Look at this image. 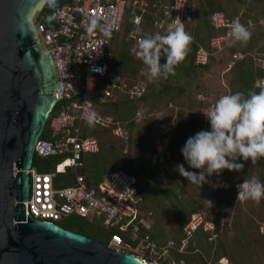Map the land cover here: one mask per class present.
<instances>
[{"label":"built area","instance_id":"built-area-1","mask_svg":"<svg viewBox=\"0 0 264 264\" xmlns=\"http://www.w3.org/2000/svg\"><path fill=\"white\" fill-rule=\"evenodd\" d=\"M127 8L136 11L132 16L135 25L140 24L144 15H149L153 25L165 32L177 16L182 22L192 19L188 0H69L54 6L46 14L41 10L34 15L39 43L53 59L58 84L56 105L45 125L48 137H42L44 127L35 143L34 155L65 156L52 170L39 171L33 164L26 170L30 177V192L23 203L28 215L39 220L57 223L70 216L96 220L106 231L104 244L108 248L140 256L149 264H163V261L174 264L172 253L184 252L188 239L182 238L179 247L172 239L158 242L140 235L141 228H149V223L146 215L138 214L142 196L132 174L120 168L114 169L93 184L78 171L83 154L96 153L99 149L94 137L82 136L83 123L88 127H111L114 135L124 139L128 135L121 121L95 110L89 98L90 84L104 78L100 102L112 97L113 90L125 93L129 99L140 98L145 92V87L140 84H128L125 79L108 74L113 59L111 41L121 30ZM92 17L110 32L109 36H105L99 27L92 32L87 30V21ZM209 19L216 30L209 39L212 52L198 45L194 54L196 65L206 64L211 54L220 52L231 42L229 31L233 20L221 10H213ZM243 24L249 28L256 25L264 28V17L257 20L249 17ZM247 56L264 71V49L238 51L232 55L234 60ZM96 69H103V72ZM254 86L264 89V75L255 78ZM225 94L228 93L222 95ZM215 102L203 111L210 109ZM141 117L142 111H138L136 120ZM202 118L201 131H209L210 123L203 112ZM67 168L74 173L73 181L63 184L57 178ZM201 223L200 217L192 214L186 233L190 235ZM204 226L211 228L212 224L208 222Z\"/></svg>","mask_w":264,"mask_h":264},{"label":"rangeland","instance_id":"rangeland-1","mask_svg":"<svg viewBox=\"0 0 264 264\" xmlns=\"http://www.w3.org/2000/svg\"><path fill=\"white\" fill-rule=\"evenodd\" d=\"M241 2L232 0H188L189 8L192 9V19L184 24L185 30L194 39L185 59L186 64L191 63L188 54L192 51V44H197V47L198 45L208 47L207 39L210 30L207 16L212 9L221 10L229 19L239 17L240 21H244L247 15L255 16L252 13H244L239 16V3ZM245 2L246 0H243V4ZM248 2L252 3V0ZM155 33L157 31L148 26H145L142 30V35ZM129 37V33L124 30L117 39L118 42H124L125 46H128L131 57V60L126 64L116 58L120 67L119 76L125 79L128 84H132L130 82L133 81V83L146 87V95L148 96L141 104L148 108L151 117L159 116L167 103H172L177 105L180 110L182 109L184 115L177 118L174 124L175 130L173 131L176 133L179 124L186 123L182 127L183 133H176L183 142L182 146H184L190 136H194L201 131L204 124L203 110L215 102L218 96L228 93L229 81L236 73L233 64L238 61L234 60L232 55L238 51L250 52L248 51L249 47L240 42H230L220 52L211 54L209 61L206 62V68H198V73L197 69L194 72L190 69V73H182L179 65L175 69L178 74L177 79L172 78V75H170L167 79L149 82L141 72L142 62L131 52L135 43ZM257 45H259L258 50H261L264 47L263 40H259ZM165 62V58L162 57L161 63ZM133 66H137L136 72L131 71ZM183 83L186 84V90L184 95L180 97L173 98V94L165 93L164 88L162 89L166 84L177 86L183 85ZM143 115L145 114L142 112ZM163 118L165 126H170V120L164 116ZM134 119L136 118L134 117ZM47 131L48 128L45 127L43 133H47ZM99 140V153L108 149V146H112L109 152L110 155L117 154L121 144L124 145V150L132 147H128L127 143L120 142L108 132L101 134ZM90 157L92 155L88 154L87 159ZM236 162L244 164L241 171L225 169L220 175L214 173L207 177L208 185L204 183L200 188L189 183L181 176L175 170L174 165L166 163L163 167L171 166L168 170L169 177L163 184L167 187L168 193L165 194L166 196L162 195L146 200V205L154 213H157L159 204L163 208L160 211L158 210L164 234L161 237L162 241L172 239L180 247L181 239H188L187 244L190 247H186L187 244L184 246L183 257L180 255L177 257L176 253H172L174 264H264V199L259 204H255L251 200L237 201L236 190L238 184L252 177L264 183V158H261L256 165L252 164L251 159L244 161L240 158ZM119 166L114 167V169H123ZM111 170L109 169V171ZM207 201H211V203ZM192 214L194 217L199 216L202 223L189 235L185 229L189 230L188 226L192 221ZM205 222L212 224V227H205ZM57 224L65 229L80 226L88 235L103 241V243L107 238L104 227L96 220L70 216L60 219ZM178 239L180 241L176 242ZM223 259L226 261H223ZM163 264L170 263L163 261Z\"/></svg>","mask_w":264,"mask_h":264},{"label":"water","instance_id":"water-1","mask_svg":"<svg viewBox=\"0 0 264 264\" xmlns=\"http://www.w3.org/2000/svg\"><path fill=\"white\" fill-rule=\"evenodd\" d=\"M47 1L0 0V264H149L26 212V170L57 100L53 59L33 20Z\"/></svg>","mask_w":264,"mask_h":264},{"label":"trees","instance_id":"trees-1","mask_svg":"<svg viewBox=\"0 0 264 264\" xmlns=\"http://www.w3.org/2000/svg\"><path fill=\"white\" fill-rule=\"evenodd\" d=\"M69 0H48L44 8L42 9L43 14H46L50 9H52L56 5H61ZM232 1H243V0H232ZM260 2V9H252L254 10L252 13L255 16H248L241 23H245L247 18H252L257 20L259 17H264V0H255ZM189 6V5H188ZM216 9H212L207 16L208 20V28L210 32L208 33V47L207 49H211L209 45V39L211 36L216 34V30L212 27L210 23V13ZM262 13H260V12ZM136 13L132 8H127L124 14V22L122 24L121 30L115 34L111 41L110 48L112 50L113 59L109 65V75H113L119 77L120 67L119 63L116 61V58L120 62H129L131 57L129 55L128 46H125L124 42H118L117 39L120 36V33L125 30L126 33H129V38L136 43V41L144 36L142 35V30L145 26L151 27L154 31L156 30L159 33L165 34L166 32L163 30H158L152 23V19L149 15H144L142 21L139 25H135L132 22V16ZM257 13H260L259 15ZM227 16V15H226ZM38 20V18H36ZM233 20V19H231ZM188 21H184L186 23ZM252 33L250 41L246 44L249 47L248 51H252L253 49L259 47L258 41L263 40L264 42V28L260 25H256L252 28H249ZM135 33V35H133ZM256 39V40H254ZM256 41V42H255ZM197 48V44H192V51L188 54L191 59V63L186 64L185 60L180 63L182 73H190V69L194 72L198 68H206L207 64L204 65H196L194 63V54ZM264 49V47L262 48ZM261 49V50H262ZM210 58V56H209ZM186 59V58H185ZM209 61V59H208ZM207 61V62H208ZM186 64V65H185ZM233 69L236 70V73L233 75L231 80L229 81V90L228 94H234L236 92H243L247 95L250 91L259 92L264 90L262 88H257L254 86L255 78L257 76L264 75V71L258 69L253 60L250 57H244L239 59L233 64ZM193 66V67H192ZM196 66V67H195ZM137 66H133L131 68L132 72H136ZM178 74L175 71V75H172V78L177 79ZM128 80V79H127ZM130 83H133L130 82ZM105 86L104 78H100L96 82H92L90 84V100L93 102L95 110L104 115H111L114 119L121 121L128 130L127 138L124 139L122 137L116 136L112 133L111 127H101L94 126L88 127L86 124H82V136H92L98 141V146L100 147L99 137L101 134L108 132L113 137L118 139L120 142L127 143L128 147L124 150V145L121 144L119 149L117 150V154L110 155V149L112 146H108V149L101 151H97L96 153H85L81 158L82 165L79 167V172L84 174L85 178L89 183H96L99 180L105 178L107 174L110 172L109 169L114 170V167L121 166L123 170L129 172L135 177L136 186L138 192L142 196V202L139 205L138 214L146 215L149 228H141L140 235L148 236L150 239L155 241H162L161 237L164 235L160 222V213L158 214V210H162V206L159 204L157 208V213H154L151 209L147 207L146 200H151L155 197H160L162 195L166 196L167 187L164 184L167 177H169V167L163 168L166 163L168 165L184 164L186 170L193 171L199 173V169H192L188 166L187 162L184 160V157L181 153V148L183 147V142L180 137L176 135L182 134V127L186 125V123H181L178 126V129L175 131V121L181 115H184L182 109L177 105L172 103H167L164 106L163 111L157 117L150 116L148 113V108L142 105L147 96L146 95V87L144 94L137 99H129L127 95L123 92H119L118 90H113L112 97L105 103H101L99 101V96L101 94L102 89ZM185 86L183 85H174V84H166L162 87L165 93L173 94L174 97H180L185 93ZM214 103V102H213ZM212 103V104H213ZM211 104V105H212ZM210 105V106H211ZM182 108V107H181ZM138 111H142L143 115L139 120L134 119L136 113ZM163 116L167 117L170 120L171 125L165 126L163 123ZM171 131V133H170ZM43 138H47L48 134L43 133ZM132 148V149H131ZM88 154L92 155L89 159H87ZM65 155H57V156H49V157H41L36 154L33 157V166H35L39 171H49L55 167L59 161L64 158ZM119 166V167H120ZM117 169V168H116ZM111 170V171H112ZM109 171V172H108ZM73 171L71 168H67L64 173H59L57 180L62 181L63 184H70L73 181ZM208 185V183H206ZM150 212L149 215L147 213ZM191 215V214H190ZM75 228V229H74ZM67 229V228H66ZM68 230L75 231L86 235L88 237L94 238L86 233L84 229L80 226L70 227ZM95 239V238H94ZM107 239V238H106ZM180 241L179 239L176 242ZM176 246H179L175 244ZM186 247H190V245H186ZM185 247V249H186ZM176 253L178 255L184 256V252ZM223 261H226L223 259Z\"/></svg>","mask_w":264,"mask_h":264},{"label":"clouds","instance_id":"clouds-1","mask_svg":"<svg viewBox=\"0 0 264 264\" xmlns=\"http://www.w3.org/2000/svg\"><path fill=\"white\" fill-rule=\"evenodd\" d=\"M98 27L105 36L110 35L99 25L97 18L88 19L89 32ZM229 36L232 43L247 44L252 33L237 17L230 24ZM193 39L177 16L168 25L165 34L157 32L140 37L131 52L142 62V74L149 82H154L175 75V69L185 60ZM162 57L165 63H161ZM96 71L102 73L103 69ZM203 113L210 123V130L190 136L181 148L188 166L200 172L188 171L184 164L175 166V170L189 183L200 188L209 182L207 177L214 173L220 175L225 169L241 171L244 164L236 162L240 158L244 161L251 159L253 165L264 158V90L258 93L250 91L247 95L243 92L222 95L214 106ZM262 199L264 183L257 178L252 177L237 185V201L251 200L259 204Z\"/></svg>","mask_w":264,"mask_h":264},{"label":"crops","instance_id":"crops-1","mask_svg":"<svg viewBox=\"0 0 264 264\" xmlns=\"http://www.w3.org/2000/svg\"><path fill=\"white\" fill-rule=\"evenodd\" d=\"M249 0H246L245 4H243V1L239 3V16L243 15L244 13H254L252 9H260V2L252 0V3L248 2ZM260 18V17H259Z\"/></svg>","mask_w":264,"mask_h":264},{"label":"flooded vegetation","instance_id":"flooded-vegetation-1","mask_svg":"<svg viewBox=\"0 0 264 264\" xmlns=\"http://www.w3.org/2000/svg\"><path fill=\"white\" fill-rule=\"evenodd\" d=\"M103 242V241H102Z\"/></svg>","mask_w":264,"mask_h":264}]
</instances>
